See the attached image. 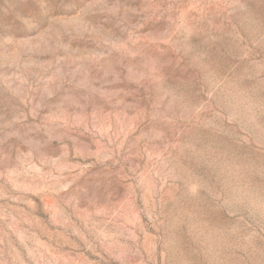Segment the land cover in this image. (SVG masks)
Masks as SVG:
<instances>
[{
	"label": "rangeland",
	"instance_id": "374dc122",
	"mask_svg": "<svg viewBox=\"0 0 264 264\" xmlns=\"http://www.w3.org/2000/svg\"><path fill=\"white\" fill-rule=\"evenodd\" d=\"M0 264H264V0H0Z\"/></svg>",
	"mask_w": 264,
	"mask_h": 264
}]
</instances>
